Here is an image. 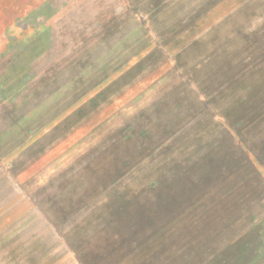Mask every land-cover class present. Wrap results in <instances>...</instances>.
I'll list each match as a JSON object with an SVG mask.
<instances>
[{
  "label": "rangeland",
  "instance_id": "1",
  "mask_svg": "<svg viewBox=\"0 0 264 264\" xmlns=\"http://www.w3.org/2000/svg\"><path fill=\"white\" fill-rule=\"evenodd\" d=\"M253 111L264 0H0V264L250 258L264 190L174 221L261 143Z\"/></svg>",
  "mask_w": 264,
  "mask_h": 264
},
{
  "label": "trees",
  "instance_id": "2",
  "mask_svg": "<svg viewBox=\"0 0 264 264\" xmlns=\"http://www.w3.org/2000/svg\"><path fill=\"white\" fill-rule=\"evenodd\" d=\"M248 99L249 98H245V100ZM249 118L250 121L248 122V128L253 123L255 124L264 118V111H253L248 114V119ZM224 129L229 131L227 134L231 133L228 126H224ZM260 139L261 143L252 150L242 143L237 146L238 150L236 151L235 156H239V158L241 157V160L237 161L235 166L227 167L229 166L228 163H226L230 158L229 154L221 160V163H226L225 168L222 166V169L219 170L218 174L221 175H219L216 180H213L210 190L206 189L200 192L198 198L189 204V206L175 218L176 221H174V227H176V233L179 237L190 240L203 233L206 227V221L215 212V209L219 204L223 205L226 201H233V203L240 201L241 203H244L258 195L256 190L259 192L264 190V134H262V137L258 140ZM207 154H209V150L206 151L205 155ZM201 158L199 160H201ZM199 160L196 159L194 162H199ZM195 181L199 182L200 177L195 178ZM259 219V224L257 225L261 226V238L250 250L252 254L251 257L245 258L240 262L224 261V264L227 262L228 264H252V259L254 258L257 262H259L260 259H264V216H261ZM249 229L250 228L245 231ZM237 238L238 237L236 236L232 240L229 239L230 244L228 247L233 244ZM177 251L180 252V250ZM253 255L254 258H252ZM209 262L210 261L206 264ZM262 264H264V262Z\"/></svg>",
  "mask_w": 264,
  "mask_h": 264
}]
</instances>
